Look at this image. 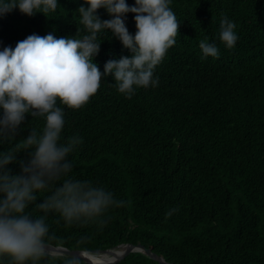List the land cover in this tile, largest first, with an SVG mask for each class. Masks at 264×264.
I'll return each instance as SVG.
<instances>
[{
    "label": "trees",
    "instance_id": "obj_1",
    "mask_svg": "<svg viewBox=\"0 0 264 264\" xmlns=\"http://www.w3.org/2000/svg\"><path fill=\"white\" fill-rule=\"evenodd\" d=\"M59 4L47 17L18 8L0 17V51L32 34L74 37L78 27L77 38L87 35L77 12L84 0ZM170 6L180 35L154 70L157 87L138 88L130 99L118 92L105 64L133 54L104 30L93 60L104 74L98 92L79 110L58 100L65 113L61 142L81 140L68 156L69 178L91 181L125 205L110 208L104 225L68 224L50 212L45 243L91 253L142 244L172 264H264V0H172ZM222 13L236 24L231 49L219 39ZM98 15L111 19L104 9ZM125 23L134 36L133 13ZM205 38L218 47V58H202ZM44 125V118L27 117L15 139L0 141V152ZM24 149L20 143L18 160L27 158ZM9 168L20 174L18 163ZM49 195L37 193V203ZM26 211L45 215L35 205ZM73 261L87 264L47 253L39 264ZM0 264L8 262L0 258ZM116 264L160 263L134 251Z\"/></svg>",
    "mask_w": 264,
    "mask_h": 264
},
{
    "label": "clouds",
    "instance_id": "obj_2",
    "mask_svg": "<svg viewBox=\"0 0 264 264\" xmlns=\"http://www.w3.org/2000/svg\"><path fill=\"white\" fill-rule=\"evenodd\" d=\"M171 2L135 0V5L129 6L126 0H84L86 6L77 12L87 35L77 38L78 27L74 37L32 34L15 48L0 51V141L15 139L29 116L45 119L42 131L33 128L22 141L0 152V258L8 264H39L46 255L50 212L59 213L68 224L92 221L104 225L103 217L110 208L124 207L125 201L115 199L105 188L69 178L72 164L68 156L81 140L74 135L61 142L65 113L57 102L81 109L98 92L104 74L114 76V86L129 99L138 88L157 87L159 78H154V70L180 35ZM58 7L59 0H0V17L17 8L29 17L37 13L47 17ZM100 9L111 19L102 20ZM128 13L135 16L134 36L125 23ZM104 30H110L133 55L109 60L102 74L93 60L100 52L98 34ZM235 30V22L222 13L219 39L228 49L238 41ZM199 48L202 58L219 57L218 47L207 38L200 41ZM20 143L27 153L23 160L17 159ZM13 163L19 164L20 174L9 168ZM62 177L63 182L52 190L50 186ZM46 190L51 195L37 203V193ZM30 205L45 215L33 217L26 211Z\"/></svg>",
    "mask_w": 264,
    "mask_h": 264
},
{
    "label": "water",
    "instance_id": "obj_3",
    "mask_svg": "<svg viewBox=\"0 0 264 264\" xmlns=\"http://www.w3.org/2000/svg\"><path fill=\"white\" fill-rule=\"evenodd\" d=\"M115 250H117V253H115L114 257L107 259V261H103L100 256L103 257L104 254H111ZM141 252L142 254L151 257L152 259L156 260L160 264H172L167 262L163 257L159 256L157 253L153 252L151 249L145 247L142 244H122L117 246L113 250H104V251H94V252H88V251H81V250H71L69 248L63 247V246H54L51 244L46 243V253L50 254L52 256H64L68 255L77 259H80L84 261L87 264H116L118 263L124 256L129 254L130 252Z\"/></svg>",
    "mask_w": 264,
    "mask_h": 264
},
{
    "label": "bare ground",
    "instance_id": "obj_4",
    "mask_svg": "<svg viewBox=\"0 0 264 264\" xmlns=\"http://www.w3.org/2000/svg\"><path fill=\"white\" fill-rule=\"evenodd\" d=\"M115 253H117V250H115L113 253H111V254H104L103 255V257L102 256H100L101 257V259L104 261H107V259H110V258H112V257H114L115 255Z\"/></svg>",
    "mask_w": 264,
    "mask_h": 264
}]
</instances>
